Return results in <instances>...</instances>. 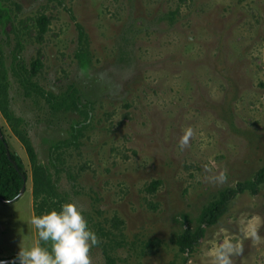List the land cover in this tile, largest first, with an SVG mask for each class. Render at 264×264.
Instances as JSON below:
<instances>
[{"label": "rangeland", "instance_id": "374dc122", "mask_svg": "<svg viewBox=\"0 0 264 264\" xmlns=\"http://www.w3.org/2000/svg\"><path fill=\"white\" fill-rule=\"evenodd\" d=\"M1 2L2 101L96 233L92 264H109L106 252L116 264H218L226 242L231 264H264V184L193 252L177 245L222 191L264 168V0ZM64 98L76 108L58 107ZM0 125L27 172L20 199L0 201L10 259L38 241L34 164L1 109ZM76 131L55 169L52 148Z\"/></svg>", "mask_w": 264, "mask_h": 264}, {"label": "trees", "instance_id": "16d2710c", "mask_svg": "<svg viewBox=\"0 0 264 264\" xmlns=\"http://www.w3.org/2000/svg\"><path fill=\"white\" fill-rule=\"evenodd\" d=\"M7 10L3 6L0 0V21L3 23L7 18ZM49 21L42 19L39 22L41 26V36L48 31ZM37 68H40L42 64L37 62ZM2 86L0 83V109L3 111L4 116L12 123L16 134L21 138L25 145L31 162L34 164V187L33 196L35 201V209L37 216L42 214V211L54 203L55 208L61 207L65 202H68L69 195L63 197L57 190L56 182L54 181V174L50 172V168H44L37 165V154L29 139V135L25 130H17L23 123V120L16 117V115L9 109V106L2 101ZM76 105L74 100L71 102L64 98L57 102L58 107L71 108ZM1 126V125H0ZM2 130V128H1ZM80 131H76L73 134L72 139L60 142L52 148V161L51 164L55 169H58L57 162L61 160L63 147H69L77 139ZM27 182V172L25 171L22 162L18 155L13 153L10 149L9 143L6 137L0 134V201L10 203L20 199V194L23 187ZM264 184V168L260 170L253 180L248 182L238 183L235 188H228L222 191L219 197L211 202L201 213L199 218V225L195 230L188 229L177 238V245L182 253H191L195 250L199 242L204 238L206 234V228L212 227L217 224L220 218L225 215L230 207V204L235 200L238 195L245 192L251 194H257L260 186ZM157 184H154L151 189H155ZM43 244V242H42ZM101 245V243H98ZM109 264H116L115 260L106 252ZM17 259V257H14ZM2 260V259H0ZM12 264V263H9ZM16 264H19L16 262Z\"/></svg>", "mask_w": 264, "mask_h": 264}, {"label": "clouds", "instance_id": "9594fccd", "mask_svg": "<svg viewBox=\"0 0 264 264\" xmlns=\"http://www.w3.org/2000/svg\"><path fill=\"white\" fill-rule=\"evenodd\" d=\"M191 134L188 130L185 142ZM30 222L37 230L38 241L31 247L21 248L17 257L19 264H92L90 252L99 240L76 203L66 202L59 210L34 216ZM233 247L226 242L217 250L218 264H231L229 253ZM0 264L7 262L0 260Z\"/></svg>", "mask_w": 264, "mask_h": 264}, {"label": "water", "instance_id": "95a60500", "mask_svg": "<svg viewBox=\"0 0 264 264\" xmlns=\"http://www.w3.org/2000/svg\"><path fill=\"white\" fill-rule=\"evenodd\" d=\"M0 134H2L1 126H0ZM26 191V185L23 187L20 197L25 193ZM3 261H6L7 264L12 263L13 260H16L17 263H19L18 259L10 258V259H2Z\"/></svg>", "mask_w": 264, "mask_h": 264}]
</instances>
